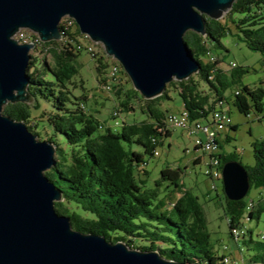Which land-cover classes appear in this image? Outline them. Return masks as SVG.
<instances>
[{
	"label": "trees",
	"instance_id": "obj_1",
	"mask_svg": "<svg viewBox=\"0 0 264 264\" xmlns=\"http://www.w3.org/2000/svg\"><path fill=\"white\" fill-rule=\"evenodd\" d=\"M64 19L60 23L64 32L61 39L39 42L34 34V41L41 43L51 58L38 60L31 54L29 89L34 103H8L3 110L25 121L38 136L42 135L37 130L39 125L43 130L50 129L46 140L56 145V153L46 175L63 193V201L55 202L56 210L70 216L74 229L103 234L108 240L124 241L132 248L158 249L165 258L190 264H231L212 241L203 204L182 181L183 169L162 168L155 186L148 185L139 173L171 134L166 121L171 112L162 105L163 100H175L169 95L171 91L180 97L192 120L209 116L215 103L225 99L241 113L249 115L254 111L264 121L263 86L242 84L237 88L238 93L237 89L233 94L226 93L248 70L238 66L228 73L220 66L224 59L221 56L219 61L204 60L209 49L226 48L223 39L229 35L237 36L248 48L264 54V0H236L223 19L207 17L206 35L187 31L185 40L200 62V71L183 81H171L161 95L148 99L134 88L124 92L120 84L115 85L111 92L115 91L119 97L120 113L141 114L139 120L123 119L117 127L102 125L86 108L87 96H78L70 87L79 73V55L84 49L78 48L77 36L82 35L78 25L74 30H65ZM92 57L98 84L103 88L110 66L108 56ZM117 64L122 66L118 61ZM236 128L234 124L232 129ZM253 152L254 164L244 166L251 187L261 188L264 187V138L253 142ZM219 157L221 168L231 159L242 162L233 151L221 152ZM201 159H195L194 164ZM145 174L149 171L145 170ZM224 199L230 238L239 250H243L242 242L249 252L248 258H243L245 264H264V236L254 239V229L245 224L249 214L251 221L262 223L264 229V197L256 203L250 199L254 204L250 210L246 198L232 200L224 194ZM234 226L243 230L238 240L233 236Z\"/></svg>",
	"mask_w": 264,
	"mask_h": 264
},
{
	"label": "water",
	"instance_id": "obj_2",
	"mask_svg": "<svg viewBox=\"0 0 264 264\" xmlns=\"http://www.w3.org/2000/svg\"><path fill=\"white\" fill-rule=\"evenodd\" d=\"M235 1L0 0V264H190L165 258L158 249L132 248L76 230L70 216L56 210L63 193L46 175L56 145L3 113L8 103H34L28 67L36 44L20 42L17 32L27 28L42 42L59 40L62 18L73 17L81 33L122 64L134 89L153 99L171 81L200 71L185 34L206 35L207 17L223 18ZM249 177L238 159L226 161L227 198H245Z\"/></svg>",
	"mask_w": 264,
	"mask_h": 264
},
{
	"label": "rangeland",
	"instance_id": "obj_3",
	"mask_svg": "<svg viewBox=\"0 0 264 264\" xmlns=\"http://www.w3.org/2000/svg\"><path fill=\"white\" fill-rule=\"evenodd\" d=\"M64 18L66 21H70L67 19L68 16ZM231 26V29L234 30V26L232 24ZM26 33L37 35L30 29H26ZM81 38L84 37L81 35ZM84 41L88 42V44L93 43V45H96L92 40L85 39ZM39 42H41V40H39ZM223 42L226 48L219 46L214 48V53L224 58L221 67L225 68L228 73H231L232 68L227 65L230 62H236L240 69L248 70L242 75L240 82L238 84H233L226 93L233 94L242 84L255 88L261 86L264 87V54L248 48L245 42L241 41L240 38L234 35L226 36L223 39ZM97 51L98 56L106 54L102 43L97 44ZM46 52V48L42 45H37L30 53L38 60H41L44 57H48L49 60H51L49 54H46ZM107 59L109 63L113 60L112 57H107ZM204 60L206 61V57H204ZM78 64L79 73L73 78L70 87L78 96H87L86 108L89 112L99 118L101 124L103 123L102 125H105V127H117L123 119L139 120L141 118L140 112L134 114H125L121 112L118 117L113 115L114 111L120 108L118 103L119 97L116 95L115 91L111 93L104 91L101 85L98 84L99 82L95 73L96 64L91 53L87 50H83L79 55ZM120 69L122 84L119 86L122 87L124 92H126L131 88H134V84L127 73L123 70L124 68L121 66ZM169 95L175 98V100H163V107L169 109L170 112L181 113L182 109H184V106L181 103L182 100L176 95L175 91H171ZM223 101L225 104L228 103L225 99H223ZM230 106L232 120L237 124V128L227 129L229 139L226 140L223 135L224 139L221 140L223 146L220 147V151L224 154L231 151L236 152L243 165H253L255 162L253 142L257 139L264 138V121L259 120L258 115L254 111L249 115H245L235 106ZM32 125H34V122ZM41 126L42 125H39L37 127V130L42 134L41 136H38V138L45 140L50 136L49 134L51 131L47 128L45 131ZM158 150L159 155L148 158L147 165L140 168L139 174L142 175V178L148 181V185L155 186V180L160 177L162 168L169 166L172 168L183 169L184 175H182V181L187 188H190L193 193L199 197L203 204L202 206L207 216L208 229L212 233V241L216 244L219 252L230 256V258L235 259L237 262L239 261V264H245L243 258L247 259L249 254L247 247L240 242V246H242L243 250H239L234 240L230 238L228 219L223 209L225 199L222 191V179L217 180L216 182L218 190L212 189V182L204 173L205 160L208 159V155L203 150L196 149L194 138L188 136L185 129L180 127L171 128L170 136L165 139L164 144L158 147ZM198 157H201L202 161L198 164H194V160ZM145 170L149 171L148 175L145 174ZM168 195H172V193ZM173 195L179 196L178 193H173ZM247 197H251V199L255 201L259 200L261 197H264V188L251 187L248 191ZM245 224L254 229V239H261V235L264 234L262 223H257L256 220H248ZM225 245H228L227 250L223 247Z\"/></svg>",
	"mask_w": 264,
	"mask_h": 264
},
{
	"label": "built area",
	"instance_id": "obj_4",
	"mask_svg": "<svg viewBox=\"0 0 264 264\" xmlns=\"http://www.w3.org/2000/svg\"><path fill=\"white\" fill-rule=\"evenodd\" d=\"M76 22H73V19L70 21H64L63 25L66 29L71 28L74 30L76 28ZM63 31V29H62ZM64 35V32H63ZM34 34L26 33V28L21 29L17 32L16 38L20 42H34L37 45H41V43H36L34 41ZM78 48L87 50L91 55L97 56V44H88V42L84 41V38H81V35H78ZM220 56L214 53L211 49L208 50L206 59L211 61H219ZM227 66L232 69L236 68L238 65L236 62H230ZM121 69L117 65V59H114L110 62V66L107 72V83L104 84L103 89L107 90V92H111L115 85L122 84V79L120 77ZM238 93V89L236 90ZM220 99L215 103L214 108L212 109L209 116L201 117L198 119H191L188 111L183 110L181 113L171 112L167 115V124L170 128L172 127H180L184 128L187 132V135L194 138L195 148L203 150L207 155L208 159L205 160V170L204 173L212 182V189H218L217 180L221 179L222 176V168H221V158L219 157L222 131L227 130L228 128L233 126L232 113L229 103H219ZM120 111L116 109L113 113L114 116H119ZM165 130V129H164ZM163 130V131H164ZM188 151V150H187ZM155 155H159L158 148L155 151ZM146 165V164H144ZM264 188V187H263ZM251 198L248 199V201ZM247 201V203H248ZM247 206V205H246ZM245 206V213H246ZM233 236L235 240L239 239V227L234 226L232 228ZM264 236V234L262 235ZM228 249V245L225 246V250ZM226 262L231 264H238L235 259L230 258L227 255L225 259Z\"/></svg>",
	"mask_w": 264,
	"mask_h": 264
},
{
	"label": "bare ground",
	"instance_id": "obj_5",
	"mask_svg": "<svg viewBox=\"0 0 264 264\" xmlns=\"http://www.w3.org/2000/svg\"><path fill=\"white\" fill-rule=\"evenodd\" d=\"M64 17H66V16H64ZM63 17V18H64ZM63 18H62V20H63ZM67 19H69V20H71V19H74L73 17H70V16H68V18ZM61 20V21H62ZM75 20V19H74ZM64 21H66V19H64ZM76 21V20H75ZM27 29V28H26ZM38 35V34H37ZM82 36L86 39V40H92V38L88 35V34H84V33H82ZM40 36L38 35V38H39ZM84 39V40H85ZM39 40H41L40 38H39ZM93 41V40H92ZM42 42V41H41ZM96 43V42H95ZM90 44V43H89ZM91 44H93V43H91ZM118 66H119V68H121V66L119 65V64H117ZM224 101L223 100H221L219 103H223ZM254 204H253V202H251V201H249V203H248V206H247V210H250V208H252V206H253ZM243 229V228H242ZM243 234V230H241L240 228H239V234ZM240 236V235H239Z\"/></svg>",
	"mask_w": 264,
	"mask_h": 264
},
{
	"label": "clouds",
	"instance_id": "obj_6",
	"mask_svg": "<svg viewBox=\"0 0 264 264\" xmlns=\"http://www.w3.org/2000/svg\"><path fill=\"white\" fill-rule=\"evenodd\" d=\"M114 59H115V58H114ZM237 65H238V64H237ZM220 66H221V64H220ZM122 67H123V66H122ZM237 67H238V66H237ZM224 69H225V68H224ZM227 69H228V68H227ZM123 70H124V69H123ZM230 108H231V107H230ZM184 110H185V109H184ZM233 125H234V124H233ZM232 127H233V126H232ZM232 127H230V128H232ZM201 161H202V160H201ZM201 161H200V162H201ZM221 179H222V176H221ZM217 190H218V189H217ZM245 198H246L247 201H248V199L251 198V197H247V196H246ZM255 203H256V201H255ZM255 206H256V205H255ZM255 206H254V207H255ZM253 209H254V208H253ZM246 216L248 217L249 220H251V219L249 218V214L246 215ZM247 217H246V219H247ZM262 235H263V234H262Z\"/></svg>",
	"mask_w": 264,
	"mask_h": 264
},
{
	"label": "crops",
	"instance_id": "obj_7",
	"mask_svg": "<svg viewBox=\"0 0 264 264\" xmlns=\"http://www.w3.org/2000/svg\"><path fill=\"white\" fill-rule=\"evenodd\" d=\"M183 110H184V109H182L181 112H183ZM233 124H236V123L233 122ZM227 132H228V130H226V131H224V132L221 133V137H222L223 139H224L223 135L225 136V138H227V136H228V133H227ZM201 160H202V159H201Z\"/></svg>",
	"mask_w": 264,
	"mask_h": 264
}]
</instances>
